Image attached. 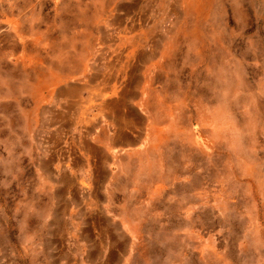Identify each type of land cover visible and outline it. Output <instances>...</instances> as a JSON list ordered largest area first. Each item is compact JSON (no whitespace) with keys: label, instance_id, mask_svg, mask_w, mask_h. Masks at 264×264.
Instances as JSON below:
<instances>
[{"label":"rangeland","instance_id":"rangeland-1","mask_svg":"<svg viewBox=\"0 0 264 264\" xmlns=\"http://www.w3.org/2000/svg\"><path fill=\"white\" fill-rule=\"evenodd\" d=\"M118 71L146 131L96 187ZM0 264H264V0H0Z\"/></svg>","mask_w":264,"mask_h":264},{"label":"crops","instance_id":"crops-1","mask_svg":"<svg viewBox=\"0 0 264 264\" xmlns=\"http://www.w3.org/2000/svg\"><path fill=\"white\" fill-rule=\"evenodd\" d=\"M107 75L110 76V81H108L109 92L115 93L117 91L116 94L118 95H110L113 98L112 105H108L107 110H104L106 112L104 113L105 119L101 120L102 117L99 115L96 123L86 132V139L81 141L83 146L81 145L80 149L77 150L76 160L82 162L79 164L84 166L83 169L76 161L77 165L75 162L69 171L73 178L90 177L95 181V186L98 185L97 182L99 184L102 182L101 179L109 178L110 175L108 174L114 171L115 163L119 157L132 153L142 146L147 125L145 112L138 107L137 103L127 101L124 87L123 90L120 89L119 78H123V75L121 76L119 71L117 76H114L113 73ZM103 157L107 160L103 161ZM78 186V188L83 189L82 186ZM97 212L100 210L98 209ZM101 215L105 214L101 211ZM94 217L88 219L86 226H84L92 242L88 251L92 252L100 250L98 243L102 242L100 236L103 233V224H107L108 229L111 227L110 218L94 219ZM86 232L84 231L83 234L85 235ZM108 234H110L109 230ZM122 236L125 237L123 233Z\"/></svg>","mask_w":264,"mask_h":264}]
</instances>
